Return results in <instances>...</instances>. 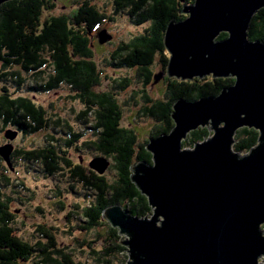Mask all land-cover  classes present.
I'll return each mask as SVG.
<instances>
[{
	"label": "water",
	"instance_id": "1",
	"mask_svg": "<svg viewBox=\"0 0 264 264\" xmlns=\"http://www.w3.org/2000/svg\"><path fill=\"white\" fill-rule=\"evenodd\" d=\"M9 1L0 0V6ZM263 8L264 0H194L183 5L184 20L168 23L163 45L170 55L169 78L234 83L214 97L177 100L170 133L145 146L152 164L131 167V181L153 211L150 218L130 216L120 205L103 210L102 219L128 237L121 241L129 253L126 264L264 261V42L248 37L252 17ZM110 39L102 31L98 43ZM208 127L209 138L192 149L182 147L190 132ZM242 128L259 137L247 154L232 149ZM10 150L1 147L0 158L9 162ZM107 166L103 158L88 165L99 175Z\"/></svg>",
	"mask_w": 264,
	"mask_h": 264
},
{
	"label": "trees",
	"instance_id": "2",
	"mask_svg": "<svg viewBox=\"0 0 264 264\" xmlns=\"http://www.w3.org/2000/svg\"><path fill=\"white\" fill-rule=\"evenodd\" d=\"M193 2L194 0L113 2L114 16L124 11L133 25L143 26L149 23V26L128 43H121L110 55L109 66L116 69H137V75L143 78L144 84L154 81L156 75L164 72L160 80L166 82V87L161 100H152L145 91H141L142 101L149 104L142 110V116L158 123L149 134V139L170 133L173 128L172 106L177 100L195 101L214 97L223 87L234 83L232 78L211 77L180 81L165 74L170 55H167L163 45L164 31L171 20L185 19L186 15L181 13L183 5ZM54 9V0H12L0 6V84L6 83V87L0 89V124L3 128L16 129L23 136L51 127L55 129L58 124L47 119L45 110L28 97L17 96L10 91V88H15L18 94L26 85L22 73L32 76L28 93L51 92L61 85L70 88L73 96L69 99H77L83 106L79 119L86 126L90 125L89 129L97 137L96 141L84 142V147L96 150L107 162L108 159L111 160L116 179L109 182L104 175L83 167L81 163L73 164L68 157V149L75 148L74 144L83 135L74 133L69 126H66L67 139L49 138L51 143L45 147L18 149L11 155L26 162L38 163L46 177L55 176L63 170L68 171L73 182L94 192V200L88 206L80 208L86 220L82 230L106 227L105 248L97 255L102 257V263L107 264V259L113 254L123 253L126 249L120 243L122 239L118 230L103 222L102 212L111 205H120L130 216L151 217L153 211L146 197L141 195L131 181V167L141 163L151 165L152 157L145 149L148 141L138 143V136L133 129L121 127L122 110L115 94L95 91L101 83V72L93 58L90 34L106 19L108 22L113 21L112 17H105L88 1L77 9H72L68 15L44 16V13H50ZM225 37V34H220L219 39ZM248 37L252 41L264 42V8L252 17ZM156 57L159 59L161 72L154 75L151 67ZM128 83V79H121L117 88L123 89ZM209 136L206 128L192 131L182 142V147H192ZM258 138V132L253 129H239L234 136L232 149L234 152L247 154L258 144ZM9 201L10 198L4 194L0 185V264H82L74 262L70 253L58 247L51 231L39 227L43 231L46 245L37 243L32 246L17 237L11 226L15 217Z\"/></svg>",
	"mask_w": 264,
	"mask_h": 264
},
{
	"label": "rangeland",
	"instance_id": "3",
	"mask_svg": "<svg viewBox=\"0 0 264 264\" xmlns=\"http://www.w3.org/2000/svg\"><path fill=\"white\" fill-rule=\"evenodd\" d=\"M54 1L55 9L50 13H44V16L68 15L72 9H77L79 5L88 1L105 17H112L113 21L108 22L106 19L90 34L93 58L101 72V83L95 88V91L115 94L122 110L121 127L133 129L138 136V143L143 144L144 141H149V134L154 131L158 123L151 118L142 116V110L149 104L142 101L141 91H145L152 100H161L166 82L159 79L144 84L143 78L137 75V69L126 67L116 69L108 64L110 55L116 48L121 43H128L132 38L140 35L145 27L149 26V23L135 26L124 11L114 16V0ZM102 31L110 35L111 39L99 44L98 39ZM158 60L156 57L151 67L154 75L161 72ZM22 77L25 79L26 85L22 87L20 93L17 94L18 90L15 88H10V91L17 96L28 97L45 110L47 119L58 124L56 127L54 126L55 129L51 127L27 136L17 133L16 129L11 127L3 128L0 124V148L7 145H10L11 148L9 162L0 158V185L3 187L4 194L10 198L9 205L15 217L11 226L17 237L32 246L37 243L46 245V240L42 236L43 231L39 228L41 227L46 231H51L58 247L64 252L70 253L74 262L104 264L102 257L97 254L105 248L106 227L82 230L86 220L82 216L80 208L88 206L94 200V192L87 191L73 182L68 171L63 170L55 176L46 177L38 163L26 162L20 158H13L11 155L14 150L18 149L33 150L45 147L51 143L49 138L67 139L66 126H69L74 133L83 136L74 144L78 150L74 147L68 149V157L74 165L81 163L83 167L89 169V163L102 156L96 150L85 148L83 143L96 141L97 137L89 129L90 125L86 126L79 119V113L83 110V106L77 99H69L70 96H73V92L67 85H61L51 92L28 93L27 88L32 85V76L22 73ZM121 79H128L129 83L127 87L118 89V81ZM12 85L10 84V86ZM1 87H6V83H1L0 89ZM209 128L206 129L211 136L213 130L210 131ZM7 131L16 132V136L12 140L6 139L4 134ZM193 146L184 149H192ZM112 164V161L108 159V166L102 174L109 182L116 179V173L111 168ZM131 171L134 173L132 169ZM103 222L108 224L104 219ZM119 237L122 240L128 238L120 235ZM125 249L126 251L123 253L113 254L107 259V264H126L130 261L127 248L125 247ZM259 263L263 264V259H259Z\"/></svg>",
	"mask_w": 264,
	"mask_h": 264
}]
</instances>
